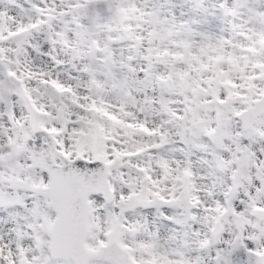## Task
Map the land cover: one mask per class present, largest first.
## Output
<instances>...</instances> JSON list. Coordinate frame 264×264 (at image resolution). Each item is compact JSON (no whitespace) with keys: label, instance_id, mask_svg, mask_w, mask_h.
Returning <instances> with one entry per match:
<instances>
[{"label":"snow or ice","instance_id":"obj_1","mask_svg":"<svg viewBox=\"0 0 264 264\" xmlns=\"http://www.w3.org/2000/svg\"><path fill=\"white\" fill-rule=\"evenodd\" d=\"M0 264H264V0H0Z\"/></svg>","mask_w":264,"mask_h":264}]
</instances>
